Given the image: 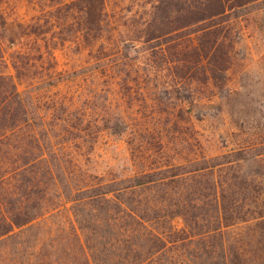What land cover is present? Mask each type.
I'll use <instances>...</instances> for the list:
<instances>
[{"label":"trees","instance_id":"obj_1","mask_svg":"<svg viewBox=\"0 0 264 264\" xmlns=\"http://www.w3.org/2000/svg\"><path fill=\"white\" fill-rule=\"evenodd\" d=\"M152 1L153 19L140 32L145 42L171 44L172 59L162 63L174 66L170 75L184 85L224 88L241 8L264 0ZM38 3L55 8L53 18L21 25L26 34L43 37L60 24L66 34L55 46L82 32L89 42L103 34L105 0ZM0 20L6 23L1 10ZM34 64L18 52L15 73L0 71V264H253L246 242L254 264H264V183L251 181L245 150L90 173L69 149L82 139L93 147L90 118L68 107L48 112L42 98L21 90L18 80ZM250 156L262 157L264 149ZM176 216L187 229L174 228ZM253 220L255 228L247 227L257 239L232 237L228 228Z\"/></svg>","mask_w":264,"mask_h":264},{"label":"rangeland","instance_id":"obj_2","mask_svg":"<svg viewBox=\"0 0 264 264\" xmlns=\"http://www.w3.org/2000/svg\"><path fill=\"white\" fill-rule=\"evenodd\" d=\"M105 2L99 38L89 42L82 32L55 46L66 34L62 25L43 37L26 34L21 26L39 16L53 18L55 8L38 0L0 1L6 17L5 24L0 20V71L15 73L14 55L25 52L36 65L18 80L19 88L42 98L48 112L68 107L86 113L95 140L90 149L83 139L73 142L69 149L79 163L90 173L114 175L137 171L154 158L187 163L245 150L251 181L264 183V156H250L264 149V3L241 8L227 83L217 88L174 79V66L162 64L172 59L166 50L171 44L144 41L140 29L153 19L152 0ZM250 223L255 226L254 220L242 221L228 229L234 239H257L258 231H248ZM173 225L187 229L183 216ZM245 249L254 264L255 250L248 242Z\"/></svg>","mask_w":264,"mask_h":264}]
</instances>
